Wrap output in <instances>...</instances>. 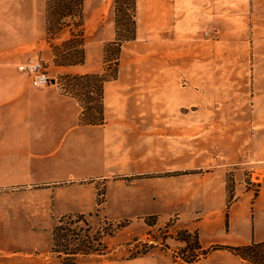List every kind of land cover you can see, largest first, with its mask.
<instances>
[{"label":"rangeland","instance_id":"1","mask_svg":"<svg viewBox=\"0 0 264 264\" xmlns=\"http://www.w3.org/2000/svg\"><path fill=\"white\" fill-rule=\"evenodd\" d=\"M114 5L0 0L1 16L38 22L49 46L73 33L84 51L73 69L111 77L100 98L96 79L58 71L48 49L31 58L49 77L32 88L73 101L27 111L22 134L2 144L0 264L143 254L145 233L163 237L193 207L254 215L264 192V0H135L134 37L104 64Z\"/></svg>","mask_w":264,"mask_h":264},{"label":"crops","instance_id":"2","mask_svg":"<svg viewBox=\"0 0 264 264\" xmlns=\"http://www.w3.org/2000/svg\"><path fill=\"white\" fill-rule=\"evenodd\" d=\"M42 33L43 27L38 22L33 27L25 26L22 17L0 15V153L2 144L3 150H7L9 132L16 134L19 129L22 134L27 111L40 112L42 108L62 102L71 105L73 101V97L56 95L51 89L32 88L29 78V83H25L24 73L17 69L34 54H43L47 49L50 56L46 59L53 62L51 46L42 39ZM54 67L58 71L89 74L73 69L76 65ZM119 99L121 96L115 98L116 106L120 105ZM250 217L243 205L231 210L220 203L212 207H193L172 221L163 237L145 233L143 240L149 248L143 254L111 258L105 256L107 254L97 255L90 264H176L184 254L189 255L187 264H251L225 247L264 241V192L255 200L254 215ZM145 225L151 227L148 223Z\"/></svg>","mask_w":264,"mask_h":264},{"label":"trees","instance_id":"3","mask_svg":"<svg viewBox=\"0 0 264 264\" xmlns=\"http://www.w3.org/2000/svg\"><path fill=\"white\" fill-rule=\"evenodd\" d=\"M72 1L80 3L81 0H72ZM114 3H115L114 5L115 39L110 43H107L104 47V64H108L111 61H114V63H116L120 49V41H122V39H125V37L132 39L135 33V21H134L135 0H114ZM123 4L125 6L128 5L129 8L123 10ZM120 15L125 16V19L122 20L125 21V23L124 25L121 24V27H120L121 22L119 20ZM123 26L126 28L123 29ZM124 32L126 35H124ZM70 35H71L70 38L65 40L64 42L58 45L55 44L51 45V49L54 55L53 62L55 65L69 66V65H76L82 63L83 54H84L82 48L83 43H81L80 41L78 46H76V44L73 45L71 41H73L72 37H74V34L71 33ZM105 74L106 73L104 69V72L78 75L77 78L96 79L97 83L94 84L93 86H90V89L96 90V93H98L99 97L101 98L103 83L111 79V77H108V75ZM214 248H220V246H214ZM225 248H227L228 250H230L231 252H233L234 254L238 255L239 257L248 261L251 264H264V241L251 242L247 245H240V246H227ZM72 253L77 254L79 252L74 251Z\"/></svg>","mask_w":264,"mask_h":264},{"label":"built area","instance_id":"4","mask_svg":"<svg viewBox=\"0 0 264 264\" xmlns=\"http://www.w3.org/2000/svg\"><path fill=\"white\" fill-rule=\"evenodd\" d=\"M18 70L28 76L32 86L40 87L48 83L49 77L47 76L43 64L39 59H28L27 61L18 65ZM176 264H187L183 260L178 261Z\"/></svg>","mask_w":264,"mask_h":264}]
</instances>
